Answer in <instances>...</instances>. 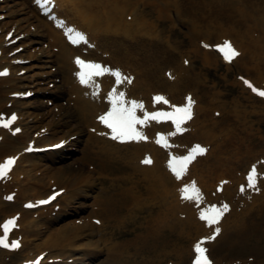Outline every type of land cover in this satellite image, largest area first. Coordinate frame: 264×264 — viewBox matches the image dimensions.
Instances as JSON below:
<instances>
[{
    "label": "bare ground",
    "instance_id": "bare-ground-1",
    "mask_svg": "<svg viewBox=\"0 0 264 264\" xmlns=\"http://www.w3.org/2000/svg\"><path fill=\"white\" fill-rule=\"evenodd\" d=\"M262 2H264V0H235V2L234 0H143L142 4L139 0H56V6L58 8L63 6L64 10H66L65 18L67 22L75 24L77 27L87 32L89 39L92 41V47L87 49L85 52L87 56H84V58L94 59L92 61H104L105 63H109L108 70H117L119 68L121 73V67H124L122 63L129 64V62H131L130 65L132 67L129 70L132 71L135 78L131 84L132 88L126 91L127 94L130 92V95L137 97V94L140 93L142 97L149 98L150 93L161 88L159 86L166 85L169 90L168 92H172L171 97L177 98V96L179 97L182 94L183 88H189L191 89L190 91L195 94V86H201V96L195 94L193 114L187 123L191 120L190 123L196 125L195 132L201 130L199 134L203 135V138H211V140L215 138L216 129L218 132L225 131L228 135L227 138H222L223 140L220 141L216 148L206 155V157L212 156L213 161H211L210 165L202 168V171L205 172L201 174L202 179L199 178L198 175H194L198 180L203 181V183H201V191L203 192V196L208 198L213 196L216 191V188L212 184V179L215 177L216 180L234 177L233 175L230 176V174L226 176L224 171L228 173L231 169L239 165L234 156L241 150V147L245 146V142L248 139L247 136L250 134L248 129L252 128V122L254 125L260 122L259 119L252 120L251 117L260 111L264 112V99L244 92L245 86L239 81L238 83L242 88V94L238 97H232L230 102L232 104L231 106L234 107L233 111L238 115L226 109L230 103L225 99L227 94L224 92L214 90V95H212L216 97L218 101L213 105V103L210 102L211 98L209 101H206L205 97L206 94H208L207 91L214 88V83L206 85L208 78L203 75L202 71L219 64L221 60L216 56L215 52L202 48L196 41L190 39L189 42H187V45L190 46L188 55L192 59V64L194 61L199 62L197 69L194 68L195 65H193L190 67L192 71L190 73L187 71L189 66H182V70H184L188 76L181 77V82L179 81V83L176 80L169 82L165 77H159L157 74L158 71L152 66V60L155 61L157 58L160 60L159 54L161 52L164 53L168 46L164 44L157 45V39L153 40V38L151 39L148 37L147 48L139 53L134 47L138 39L130 35V33L138 30L135 29L136 24L147 27L144 25V22H147L148 28L152 26L148 23L150 20H143L142 17H148V19L153 17V20L156 21L157 29L160 21H162V16L167 15V12L164 10L170 7L175 8L177 17L183 13H192L195 12V9L198 11L202 8H205L211 15L220 16L223 15L224 9L229 8L226 16L229 20L224 24L219 22L221 24L220 27H213L211 24H206L204 29H197V26L192 21L191 33L193 32L195 35H200L197 39H202L205 42H209L211 38L213 39L216 36L228 37L233 35L232 38L234 40L232 41L234 45H236L235 47L238 49V53L234 57V60H232L233 58L231 59L232 62L237 64L239 68L247 71V74L253 72L255 76L249 78L258 83L257 75L261 76L262 72H264V24L263 22H259V15L257 14L258 9L254 4ZM238 3L241 4L239 7L237 6ZM139 5L141 8L140 10H138ZM147 7H149V9H147ZM2 8L6 9V14L9 15V17L7 20L0 21V70L5 69L8 73L5 77L3 76L0 78V113H2V111L16 112L18 117L11 126L15 124L22 127L21 134L17 135L10 133L11 126L8 129L0 127V163L5 161V156L7 155H11L17 159L11 170L0 176V237H7L9 234L17 235L19 232L21 233L22 247L25 246V251L23 254H20L23 261L21 260L14 264H33L36 259L35 257L43 253L47 255V258H66L70 257L72 252L82 250V252H77L72 256H75L74 259L79 257L81 261L87 260V262H90L92 258L97 256L99 251L93 249V241L90 240V234L93 232V229L99 230V228L95 227L92 223L87 224L82 222V224L79 225L74 224L75 221L74 223L72 222V224H70L71 222H65L54 229H49L47 225V223H49V218L45 215L41 219L32 218L30 216L31 211L22 207L24 202V206L29 202L33 203L29 201L31 197L37 199L34 200L35 203L42 200L39 198L43 196L42 192L49 182L51 185L58 184L64 189L62 194L57 197V202L64 201L66 197L70 199L76 194H79V191H81L83 187V191H85V188H90L91 184L94 186L101 185L104 179H101V176L95 175L96 171L102 175H109L112 181L110 186H106V189L100 187L98 191L100 196L95 198V202H99L97 205H100L98 212L102 216V224L104 223L103 225L101 224L102 227L106 225L107 222V227L114 228L115 223L118 221L123 224L130 221L134 225L132 228V237L123 239L120 243L121 250L125 251L126 255L118 253L101 264H150L153 261L155 250L160 251L161 254L165 256L172 251V253L176 255V260L180 261L182 259V252L178 253V248L176 251V247L180 244L183 236L186 235V237L192 236V238H197L200 234H206V228L208 227L216 226V224L225 226L228 217H230L231 227L241 228V225L245 222L244 214L251 209H262L257 207V204H261L262 200L254 196V200H259L256 202H254V200L253 202L251 200L242 202V210H244V212L240 215L237 213L236 216L232 215L237 206L235 200L238 199V196L241 200V195L243 193L246 194L243 196L245 199L247 195L250 196L247 187H236L237 183H234L236 179L239 180V178H236L232 179L230 184H225L221 192L223 196L225 195L224 197H227L229 212L225 214L224 217H221L217 223H199L195 217L192 206L188 203L182 206V203L174 196V188L177 187L178 184L168 175L167 169H170L168 161L164 158V154L161 156L162 151L148 139V137L154 135V130L156 129L155 127L152 128V130L149 128L153 125L152 123L145 125V129L151 130V132L147 134L146 143L138 142L141 141L140 139L122 142L119 146L112 143V146L119 154L116 160L113 158L116 157V151L108 145L109 142L104 138V135L96 137V133L93 135L87 133L86 138L80 141L84 143L82 149L90 150L92 154H87V157L83 158V160L87 159L99 162L97 165L91 164V169L88 171L84 170L85 166L82 161H80L81 163L76 170H73L67 165L58 166L57 164L60 162V157L63 156V154L58 155V151H49L43 154L40 153L39 155L27 154L26 149L31 145L46 146L54 144L61 139L68 141V135L73 133L81 135L83 133L82 129H74L72 125L73 121L77 120L82 125H86V127L96 126L94 120L98 119V115L107 106L106 101L102 97L106 96V94L103 95L102 89L103 87L111 88L113 85H116V77H114L110 71H105L99 75V77H94L84 85L79 86L75 82L78 68L74 61L78 54L76 53L78 49L67 44L60 31L57 28H52L51 22L45 21L44 18L46 17H41L37 10L30 4L29 0H5L0 3V10ZM230 9L236 11L238 14L235 18L231 17ZM57 13L61 16L59 12ZM34 20H37L35 32L38 31L36 33L38 36L35 38L30 37L28 45L48 35L50 36V42H54L55 46L58 47L59 53L53 54L48 50H43L41 55H37V50H35V53H25V57H35V60L37 59V61H40V64L34 65L40 72L35 71L28 74L27 77L16 76V71L20 68L11 64L10 58L14 57L11 61H15V57L17 56L7 55V52L11 50V48H5L6 46L4 45L8 40H6L4 36L6 32L2 33L1 30L6 27L5 25L12 28L14 27L12 36L9 38L11 39L22 30L25 31V25L32 21L34 22ZM249 23L254 27L255 33L253 32L248 41L242 45V43L236 39V36L249 35V33H251L249 30H252ZM225 24H227V26L223 28L222 26ZM164 31V28L157 31L156 37L160 38V32L163 33ZM149 32V35L153 36L151 34V29H149ZM128 36H130V38L126 39L125 37ZM171 39L172 38L168 36V40L171 41ZM172 42L179 44V47L182 44L179 40H172ZM216 42L219 43L220 41ZM12 47H15V45ZM93 51L95 53H93ZM249 51L251 52L250 55ZM171 54L172 53H168L167 56L163 54L162 56H164V58L171 56V59H173L174 53ZM61 55H63L64 58L60 57ZM92 55L98 56L99 58L90 57ZM180 59L179 56V60ZM52 62H56L57 70L62 72L63 83L70 88V90H68V88L65 87V90L74 95V98H70L73 100V105L71 106L73 109L68 107L63 109V107L60 106L59 108L62 112L59 116L54 118L53 115H50L53 111L50 112L51 110L48 108V111L39 119L30 122L27 118H29L31 114H36L35 116H37V114L40 113L38 107L41 101L38 103V100L42 99L36 97L33 102H31V100L25 101L29 103H26L24 106H31L32 109H27L22 112L21 109L24 107L22 106V102L19 101V98H17L18 100L11 99L9 93L20 91L18 88L24 86V84H22L24 78L28 80L26 85H29V88H33L34 91L39 90V84L46 83L51 79L52 74L43 70V68H48L49 63L51 64ZM166 63L167 62H165V64ZM162 71L164 72L163 68L161 69V72ZM43 73L47 75V78H40ZM180 74L182 75V72ZM97 81L99 82L97 83ZM34 85L37 87H32ZM137 90L138 92L135 93ZM49 92L51 94H48L50 96L47 95V98H52V100H54L53 106H58L55 102L58 101L59 97L63 96V92ZM95 100H99V102ZM9 101H12L10 105H8ZM148 107H150V105L147 106L144 112L150 110ZM163 107H166V104H164ZM214 112L216 114L220 112L219 116L207 119V116H213ZM243 121L249 122L250 127L246 128L245 126L240 128ZM38 125H44L43 127L46 128L45 133L35 136L33 134L34 129H36L37 132L38 129H40ZM70 127L74 129V132L69 131ZM66 128L67 131L65 130ZM96 130L101 131L100 128ZM242 131H245V135L243 137H238V132ZM30 141H32V143H30ZM209 141L210 140L207 139L205 142L208 143ZM99 142L101 146H99ZM231 142L235 144L234 150H236V152L234 153L230 150ZM227 144L229 145L226 146ZM223 147L227 156L220 155ZM105 152L113 157L108 156ZM141 156H150L151 162L147 163L146 166L140 165L139 159ZM32 157H37V159H33ZM119 160L123 162H118ZM199 161L200 159L198 157L191 164L193 171L197 168L196 165H198ZM22 162L27 166L21 165ZM114 162H116L115 165H112ZM37 167L43 173L42 176L44 175L47 177V181H45L42 176L37 178L32 174V170ZM93 168L94 171H91ZM114 178L123 179L121 181H115ZM207 182L209 183L207 184ZM123 185L126 186L122 187ZM168 189L171 193H168L164 198ZM105 190L106 193L103 197ZM88 192L90 191L87 190L85 193L89 194ZM144 197H147L149 202L145 201ZM168 197L172 198V200H169ZM251 199H253V196ZM210 200L213 201V198L211 197ZM249 201L250 205L246 203ZM92 204L96 205V203ZM137 209L146 211V214L140 217L139 221L137 218L132 219ZM182 209L184 210L183 213L187 216L184 220L179 217L175 222L167 221L169 215L173 216L176 211L182 213ZM78 212L81 213L82 210H78ZM10 218H15L14 224L11 225V230H8L5 235L2 226L5 221ZM60 218V220H62L64 216ZM39 225H44L45 230L49 229L47 232L48 235L46 236L47 238L43 241H40L43 236H39L41 232L38 229ZM183 231L187 232V234ZM111 233H113V231H111ZM30 236L33 238H40V242H33V240L29 238ZM86 239L88 240L86 245L92 248L91 251H85L86 249H83L84 245H82V241H86ZM208 245L212 246L213 242L208 241ZM3 251L7 252L6 254H11L10 250H8L10 252L7 250ZM187 253H192L190 252V247ZM45 255L39 264H46V261H44ZM162 260L163 258H160L158 262L160 263ZM0 264L4 263L0 261ZM175 264L178 263L175 262Z\"/></svg>",
    "mask_w": 264,
    "mask_h": 264
},
{
    "label": "rangeland",
    "instance_id": "rangeland-1",
    "mask_svg": "<svg viewBox=\"0 0 264 264\" xmlns=\"http://www.w3.org/2000/svg\"><path fill=\"white\" fill-rule=\"evenodd\" d=\"M12 1V0H10ZM254 1V0H253ZM140 3L143 4V0H139ZM235 2V0H234ZM237 5V4H236ZM241 4L238 3V7ZM257 6V14L259 15V22L264 24V2L262 3H255L254 6ZM248 7V4H247ZM140 5L138 6V10H140ZM147 9H149V7H147ZM229 8L224 9V13L223 15L220 16H214L209 14L208 11L205 10V8H202L200 10L197 11V9H195V12L192 13H183L182 15H180L179 17H177V13L175 8H168L165 9L164 11L167 12V15L162 16V21H160L159 23V27L157 26L156 29V21L153 20V17H151V19H148V17H142L143 20H150V22H148L150 25H152L150 28H148V24L147 22H144V25L147 27H144L143 25L140 26L139 24H136V28L135 29H139L136 31H132V33H130V35L134 36L135 38H137L138 40L136 41V46L135 50H137V52L141 53L144 49L147 48V39L148 37L153 38V40L157 39V45H161L164 44L166 46H168L167 50H165L164 53H160V60L157 58V60L153 61L152 60V66L154 67V69H156L158 71V75L159 77H163L164 78V72H161V69L163 68V70L166 71V76L170 79L174 78L175 74L177 71H180L181 69L177 68V66L181 65V59L179 60V56L180 58L184 56L185 60H187V62L190 64V66H194V68L197 69V66L199 64L198 61H194V63L192 64V59L191 57L188 55V51L190 50V46L187 45L190 39H193V41H199V45L200 40L201 39H197V37H199L200 35H195L193 32L191 33V24L192 21L193 23L197 26V29H204L206 24H211L213 27H220L221 24H224L227 20H229L226 16H227V12H228ZM236 10V9H235ZM7 13L6 9L3 8L0 13ZM261 14V15H260ZM156 15V13H155ZM230 15L231 17L235 18L238 14L236 13V11L231 10L230 9ZM240 17V16H239ZM8 16L6 15L2 20H7ZM140 21V20H138ZM36 22V21H35ZM142 22V21H141ZM220 22V23H219ZM34 25V24H33ZM30 25V26H25V30L30 31L31 33H35L34 31V26ZM249 25L251 26V23H249ZM227 26V24L223 25L222 27L225 28ZM212 27V28H213ZM245 27V26H244ZM162 28L165 29V31L161 34V37L158 38L156 37L157 35V31H160ZM252 30H249L251 33H249V35L247 36H242V35H237L236 39L242 43V45L248 41L249 37L253 34L254 27H252ZM149 29L152 30L151 35L149 32ZM225 31V30H224ZM148 32V33H147ZM220 32V29H219ZM203 33V32H202ZM201 33V34H202ZM255 33V32H254ZM168 36H170L172 39L171 41L168 40ZM233 36V35H232ZM32 37H35V35H32ZM195 37V38H192ZM126 39H129L130 36L125 37ZM44 38L39 39L38 41L33 42L31 45L27 44V43H21L20 47H23L24 50H22L23 53H35V50H37V55H41L43 50H48L51 52H54L52 48H47V42L45 41ZM197 39V40H196ZM224 38L220 37V36H216L213 39L211 38V40L209 41L210 43L216 42V41H222ZM233 39V38H232ZM28 40V39H27ZM172 40H179L182 42L181 46L179 47V44H175L172 42ZM234 40V39H233ZM248 44V43H247ZM20 45V43H19ZM177 45V47H176ZM202 45V44H201ZM56 49V48H54ZM168 53H174V58L171 59L170 57H165L162 56L163 54L167 56ZM250 51H249V55H250ZM171 54V55H172ZM36 55V54H33ZM36 55V56H37ZM216 56L217 53H216ZM35 57L31 58L30 57H23L21 60H18V64L19 66H24L21 67L18 71L19 76H24L27 77L28 74L33 73V72H40V70L38 68H35L34 65L35 64H40V61H37V59H34ZM64 58V57H62ZM220 59V57H218ZM19 59V57H18ZM221 60V59H220ZM165 62H167L165 64ZM184 63V61H182ZM131 62H129L130 64ZM179 64V65H176ZM183 65V64H182ZM129 67V65H128ZM127 67V68H128ZM162 67V68H161ZM21 69H24L25 71L23 73H21L22 71H20ZM160 69V70H159ZM43 70L49 72L51 75V79L48 80V82L43 83V84H39L38 87H40L39 90H36V92L34 93V95L30 98L31 102H33L36 97L35 95H38L42 100H38L41 101L40 103L43 104L44 106L47 107V109L45 111H43V109H40L39 111L41 113L37 114V116H35L36 114H31L30 117L28 118V120L30 122H33L34 120L39 119L45 112L48 111V108L53 111L52 113L54 114H58L59 113V106H53V100L51 98V100H49L47 98V93L49 91H62L63 92V96L58 98V104H60L61 107L64 108H72L71 106L73 105V102L70 99L71 95H68L69 92H67L65 90V87H67V85H65L62 81V72L57 70V64L56 62H52L51 64L49 63V67L47 68H43ZM203 75L207 76L208 81L206 83V85L209 84H213L214 83V88H211L209 91H207L208 94H206L205 100L209 101V99L211 98L210 102L213 103V105H215L218 101V99L216 97H214V90H217L219 92H224L227 94L226 96V100L229 101V103L231 102V98L236 96H240L242 93V88L239 85V80L236 77V74H244V75H250L251 76H255L253 74V72L247 74V71H244L243 69L239 68L237 66V64H230L227 65L226 63L220 61L219 64L215 67H210L207 68L206 70H203ZM45 73H43L40 78H47V75H44ZM18 76V75H17ZM257 78H259V81L261 80L262 83H260L261 85L264 86V72H262L261 77L259 75H257ZM33 79V78H31ZM198 79V78H197ZM64 80V79H63ZM191 80V79H190ZM43 81V80H42ZM178 81V80H177ZM28 83V80L26 78H24V80H22V84H26ZM25 87L24 86L21 88V90H23ZM32 87H37V86H32ZM161 87L159 90L153 91V94H165L168 93L167 91V87L166 85H162L159 86ZM201 86L196 87L195 86V90L198 93V95L201 96ZM33 89V88H32ZM189 88H183L182 89V100H183V95H186L188 92ZM247 94H249L248 89H245V91ZM213 94V95H212ZM216 98V99H215ZM48 99V100H47ZM178 100V98H177ZM216 100V101H215ZM25 104L22 103V106H24ZM232 104L230 103V105L228 107H226V109L233 113L238 115L236 112L233 111V106H231ZM219 108V107H216ZM73 109V108H72ZM26 110L22 109V112H24ZM216 111V110H215ZM57 116V115H56ZM215 118L217 117L216 115L211 116L208 115L207 119L209 118ZM252 120H256L259 119L260 122L256 125H254V123L252 122V128L248 129V132L250 133L247 136V141L245 142V146L241 147V150L238 151V153L234 156L236 158V162L239 163L238 166H236L235 168L231 169L230 172H225L226 176L230 175H234V177H238V174H243L245 175L248 171V169L250 167H255L257 166L258 171L260 176L258 177V180L256 182V184L251 187V192L252 194H254L255 192V188H257V193L255 194L256 196H259V199L262 200L261 204H257V207L262 208L261 210H257V209H251L249 210L246 214H244V219L245 222L243 225H241V228H233L230 225V217L227 218L225 227L224 226H220V231L218 233H215V229L217 227H213L211 229V231H206L208 234L211 233L212 235V242L214 243L211 247H210V254L212 255V257H214L215 259H217L218 261H223V263H227V262H241V263H247V264H264V112L260 111L257 114L253 115ZM76 124L79 125V123L76 121ZM198 123V122H197ZM75 125V124H74ZM39 126V125H38ZM246 128L250 127L249 122L247 121H243V123L240 125V128L245 127ZM42 127V125L39 126V128ZM77 128V127H76ZM80 128L83 130L82 135H80L81 139H85L86 138V134L89 132L90 133V129L86 127V125H82L80 124ZM67 131V128L65 129ZM247 130V129H246ZM245 130V131H246ZM245 131L242 132H238L239 135L238 137H243L245 135ZM201 132V130H197V132H187L185 134V136L182 137V144L186 145V146H190L193 147V144L195 143H202L205 146V154L201 157H199L200 161L198 162L197 168L195 169V171H193L192 167L189 171L190 176L186 179V181H189L188 179H190V177L194 178V175H198L199 178H201V174L205 173L202 171V168L210 165L211 161H213V157L209 156L206 157V155L208 153H210L211 151H213L216 146L220 143L221 140H223L225 137L227 138L228 135L226 134L225 131H221L218 132V130H215V134L216 137L213 138L211 140V138H203V135L199 134ZM72 135V134H71ZM75 135V134H74ZM223 138V139H222ZM209 139L210 141L207 143V146L205 144V141ZM75 140H71V142H69L65 147H64V151L65 152H70V153H66L65 157L63 160H61L58 164H60V166H64V165H68L69 167L74 168V170L76 169L77 165L79 164V161L82 160L83 158L87 157V154H92L90 150L87 149H82V147L84 146V143H82L81 141H76ZM99 146H101V143H98ZM229 144H227L226 146H228ZM234 146L235 144L233 142L230 143V150L232 153L236 152V150H234ZM227 149V148H226ZM104 152V151H102ZM107 153V152H105ZM220 155H226V151L224 150V147L222 148V151L220 152ZM108 156L113 157L112 155H110L109 153H107ZM116 157H113L115 160L118 159V154H115ZM38 157V156H37ZM37 157H32L33 159H37ZM85 163V166H87L86 162L87 160L83 161ZM118 162H123L121 160H119ZM89 163H92L94 165L99 164L98 161H90ZM116 162L112 163V165H115ZM21 165L23 166H27L24 165V162L21 163ZM188 173V174H189ZM209 173V172H208ZM32 174L35 175L37 178L42 176V172L41 170H39V168H35L32 170ZM100 175V174H98ZM101 179H104L103 183L101 185H97V186H92V189L90 190L91 192L86 196L85 192L86 190H88L87 188H85V191H81L79 192V194L75 195L74 198H71L69 202L65 203L66 207L64 209H62V213L65 214V219L66 220H60L61 218L55 217L52 220H49V223H47L49 229H54L56 227H58L60 224L65 223V222H71L70 224H72V222L74 223L75 220V224H79L77 222L82 221L83 223H92V218H94L93 216L95 215V217L101 218V215L95 212V207L97 206V204H99V202H95V198L97 196H100L98 191L99 188L102 187L104 189H106V186L111 184V180H110V176L107 174H103L100 175ZM44 177V180L47 181V177L46 176H42ZM196 177V176H195ZM67 178V176H66ZM108 178V179H106ZM123 178H114L115 181H121ZM197 179V178H196ZM202 179V178H201ZM228 178H220L218 180H216V177L214 179H212V184L213 186L218 189L221 190L222 188H224V180H227ZM186 181H182V187L185 185ZM197 181V186H202L201 183H203L202 180H196ZM209 182H207L208 184ZM180 183L178 184L179 187ZM50 185L47 183V188ZM126 185H123L122 187H125ZM252 186V185H251ZM49 189H46L44 192L46 193V191ZM175 190V188H174ZM106 193V190L103 193V197ZM168 193H171V191L168 189V192L165 194L164 198L166 197V195ZM175 198L176 195L174 194ZM225 196V195H224ZM222 197V196H221ZM169 200H172V198L168 197ZM258 199V200H259ZM144 200L149 202L147 197H144ZM257 200V201H258ZM92 203H96V205L92 204ZM222 203L223 205H227V210H229V202L227 204V197H224L222 199ZM157 205V204H155ZM186 205L185 204V199L182 197V206ZM188 206V205H187ZM205 207L203 205H201L198 208V212H200V209H204ZM239 208V207H238ZM237 208V209H238ZM79 209L82 210V213L76 214L75 210ZM139 209V208H138ZM136 210L135 213L133 214V216L135 218H137V220L139 221V218L142 217L143 215L146 214L145 210ZM237 209L233 211L234 214L236 216L237 214H241L244 212V210H240L239 212H237ZM49 209H47L46 211L44 209H36L33 211V213H31V217L36 218L37 216H35V214H37L36 212H40V216H44L45 214L49 215ZM226 210V214L228 213ZM54 214L51 215V217L55 216V213L57 212L56 210H54L52 208L51 210ZM183 209H182V213L179 212H175L173 216L169 215V219H167L168 222H175L180 218H182V220H184L187 216L185 213H183ZM194 212V211H193ZM225 211H222V214ZM82 214V216H81ZM196 214V211H195ZM187 220V219H186ZM107 223V222H106ZM136 223V222H135ZM201 223V222H199ZM203 224V223H201ZM116 225H118V222L116 223ZM157 225V224H156ZM131 226H133L132 223H128L125 222L124 224H120L119 226H116L115 228H106V225L104 226L103 229L101 230H97L95 229L93 232H91L90 234V240L93 241L92 246L94 247L93 249L99 251V253L97 254V256H95L94 258H92V260L90 262L87 263V260H84L83 262H80V264H101L109 259H111L114 255L121 253L122 255H126L125 251L121 250L120 247V243L121 241L126 238L129 239L130 237H132V231L133 229L131 228ZM40 232L39 236H43L41 239L40 238H33L32 236H30L29 238H31L33 240V242H40L42 240H44L46 238V236L48 235V230H45V226L44 225H39L38 226ZM187 229V228H186ZM184 230V229H183ZM111 231H113V233H111ZM185 234H187V232L183 231ZM215 233V235H214ZM21 233L18 232L17 235H13L15 237H18V239L21 240ZM92 235V236H91ZM155 235V234H154ZM209 237V236H208ZM40 239V241H39ZM195 237L192 238V236H188L186 237L183 236L181 239L180 244H178V246L176 247V251L178 248V253L182 252L181 255V260L178 261L176 260V255L172 253L167 254L166 256L164 254H161L160 251L155 250L154 255H153V261L151 264H175V262H177L178 264H189V259H190V254L187 253V250L189 251V247L191 245H194L195 242L198 240H194ZM89 240V238H88ZM88 240L86 239L83 240V244L86 250L85 251H91L92 248H90V246L86 245L88 243ZM209 240V239H208ZM160 249V248H159ZM25 251V246L20 247L18 250L11 252V254H6L7 252L1 250L0 251V261L4 264H11V263H17L18 261H23V258L20 256V254H23V252ZM77 252H82V250L79 251H74V254ZM34 253V252H33ZM175 253V252H174ZM33 255V254H32ZM72 256V255H71ZM68 257L67 259H65V263L66 264H73L74 261H72L73 257ZM163 258L162 261H160V263L158 262V259ZM70 261H67V260ZM51 264V263H50Z\"/></svg>",
    "mask_w": 264,
    "mask_h": 264
},
{
    "label": "snow or ice",
    "instance_id": "snow-or-ice-1",
    "mask_svg": "<svg viewBox=\"0 0 264 264\" xmlns=\"http://www.w3.org/2000/svg\"><path fill=\"white\" fill-rule=\"evenodd\" d=\"M225 46H227L229 49H231V46L228 41L224 42V45H216L223 54L224 58L230 59L232 55H235V51L231 50V52H225ZM207 47V45H206ZM76 63L82 68L81 72L77 73V76L80 79V82L82 84L87 83L88 78H90L92 75H99L102 74L100 70V66L93 64L91 62H85L82 61L79 57L76 58ZM83 69H87V71H84ZM6 71V70H5ZM110 71L111 74L116 77V82H121V74L119 70H105ZM129 79V78H125ZM130 82V79H129ZM245 83H248L245 81ZM254 92H257L259 95L264 96V91L258 90L256 88H253ZM125 94L123 92H110L109 93V101H110V107L109 109L104 112L102 115L98 117V120H100L102 123H104L109 129H111V135L113 139H117L120 141L124 140H132V139H147L142 133L138 132L136 128L134 127L136 124H143L147 119L152 120H167L170 119L173 121L176 127V131H182L183 129L180 127L181 123L184 120L190 119L192 112H191V106L194 103V101L191 99V97H186L187 103L181 106H173V111L171 112H164V111H157V112H145L144 113V119H140L135 114V110L137 108H142L143 103L138 102L136 100H131L130 102H126L123 97ZM154 101H164L165 103H168L167 100L163 96L157 95L154 97ZM15 114H12V116L8 117L7 119L3 118V114H0V125L7 127L12 120H14ZM19 131V129H17ZM157 143H161L162 135L157 134ZM199 150V152H203L204 149L201 148L199 145H196L192 152H190L187 156H184L182 158H173L177 161V165L173 163V160H169V167L173 171V173L176 175L177 178L180 177L181 171L183 170L184 166L187 162H189L193 158V152L196 150ZM146 163H150L151 161L146 157L145 161ZM14 163L13 157H8L5 159L3 163H0V176L4 175L6 170L10 168V166ZM255 172V167H253L252 170L249 172V182L251 186V182L253 180V174ZM189 186L185 185L181 189V194L184 195L188 191ZM193 190L199 194V190L195 189L193 184ZM51 199V197H49ZM40 203H45V201H40ZM227 210V205L222 206V211ZM221 212H215L213 215H205V213L202 211L200 213V216L202 219L206 220L209 224L216 222L219 219V216L222 214ZM15 218H10L7 220L4 225L2 226L5 232V235L7 234L9 230V226L14 224ZM220 231L219 228L215 229V233H218ZM214 233V235H215ZM212 237H203L201 238V241H198L196 244H194V252L195 257L192 261V264H211L208 257L205 255L206 249H204L201 244L202 241L205 239H211ZM0 244H3L4 246H9L5 243V238L0 237ZM11 247H17V242L13 241L10 245Z\"/></svg>",
    "mask_w": 264,
    "mask_h": 264
}]
</instances>
